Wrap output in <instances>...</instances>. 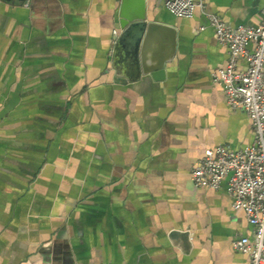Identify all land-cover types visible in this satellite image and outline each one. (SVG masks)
I'll list each match as a JSON object with an SVG mask.
<instances>
[{
  "label": "crops",
  "instance_id": "1",
  "mask_svg": "<svg viewBox=\"0 0 264 264\" xmlns=\"http://www.w3.org/2000/svg\"><path fill=\"white\" fill-rule=\"evenodd\" d=\"M205 1L233 24L262 18L264 0ZM121 6L0 0V264H248L233 240L253 225L227 181L191 177L206 148L253 139L212 76L228 46L199 9L147 0L151 19L176 26V52L164 78L123 80ZM166 47L154 39L148 60Z\"/></svg>",
  "mask_w": 264,
  "mask_h": 264
},
{
  "label": "built area",
  "instance_id": "2",
  "mask_svg": "<svg viewBox=\"0 0 264 264\" xmlns=\"http://www.w3.org/2000/svg\"><path fill=\"white\" fill-rule=\"evenodd\" d=\"M164 3L182 17H193L199 9L215 29L218 40L228 46L227 62L213 70L212 76L224 85L228 104L232 108L242 107L249 114L253 139L238 149L223 143L206 148L191 177L196 185L213 189L227 181L232 207L243 209L253 225L252 235L235 237L233 247L248 255V264H264V5L261 21L250 25L225 21L205 0ZM250 43H254L252 49ZM240 59L247 61L245 69L238 68Z\"/></svg>",
  "mask_w": 264,
  "mask_h": 264
},
{
  "label": "water",
  "instance_id": "3",
  "mask_svg": "<svg viewBox=\"0 0 264 264\" xmlns=\"http://www.w3.org/2000/svg\"><path fill=\"white\" fill-rule=\"evenodd\" d=\"M150 15L147 0H122L121 31L117 33L113 66L123 80H134L144 73H150L156 79L164 78L167 64L176 52V26L151 19ZM159 38L167 42V47L160 50L155 62H150L149 46Z\"/></svg>",
  "mask_w": 264,
  "mask_h": 264
}]
</instances>
